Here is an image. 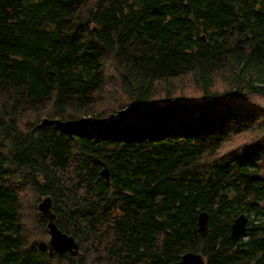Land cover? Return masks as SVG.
Masks as SVG:
<instances>
[{
	"label": "trees",
	"instance_id": "1",
	"mask_svg": "<svg viewBox=\"0 0 264 264\" xmlns=\"http://www.w3.org/2000/svg\"><path fill=\"white\" fill-rule=\"evenodd\" d=\"M46 196L75 256L49 243ZM187 251L264 264V0H0V264Z\"/></svg>",
	"mask_w": 264,
	"mask_h": 264
},
{
	"label": "water",
	"instance_id": "2",
	"mask_svg": "<svg viewBox=\"0 0 264 264\" xmlns=\"http://www.w3.org/2000/svg\"><path fill=\"white\" fill-rule=\"evenodd\" d=\"M92 163H103L96 156L90 157ZM100 175L106 180L109 179V170L104 167L99 171ZM40 212L48 218L47 229L49 232V243L55 251L58 253L68 252L75 256L78 253V244L75 242L72 235H68L62 232L54 222V213L51 211V199L49 196L44 197L38 204ZM247 216L244 213H240L234 218L231 223L230 238L233 241H237L239 237L244 233L247 225ZM209 215L206 211H201L197 219V230L201 235L208 232ZM181 259L183 264H204L202 255L195 251L185 252Z\"/></svg>",
	"mask_w": 264,
	"mask_h": 264
},
{
	"label": "rangeland",
	"instance_id": "3",
	"mask_svg": "<svg viewBox=\"0 0 264 264\" xmlns=\"http://www.w3.org/2000/svg\"><path fill=\"white\" fill-rule=\"evenodd\" d=\"M108 61L109 62H111V59H108ZM186 91H189V92H193V90L192 89H187ZM115 93H118V94H120V92H115ZM104 94V93H103ZM115 97V95L113 96V98ZM108 102H112V101H109L108 100ZM92 108H91V111L92 112H94V113H100L103 109H104V107H103V102L100 100V97L99 96H97V95H95V96H93V99H92ZM103 107V108H102ZM32 114V118H31V120L30 119H28V120H26L25 121V123L24 124H22V126L23 125H29L31 122H33L32 120L35 118V116H34V112H29L28 114ZM93 116V115H92ZM28 117H29V115H28ZM101 117H105V113L103 112V113H101ZM90 117H84V119L87 121L88 119H89ZM83 119V120H84ZM246 135L247 134H244V135H239V136H236L235 138H233L230 142L232 143L231 145H230V147H234V146H237V142H240L241 141V139H243L244 137H246ZM27 199H29V198H32V202L34 203L35 202V199H36V195L34 194V192L33 191H31V190H29L28 191V193L26 194V196H25ZM44 197H42L41 199H43ZM41 199L39 200V202L41 201ZM28 227H31V226H29L28 225ZM32 228V227H31ZM32 229H34V228H32ZM108 245H109V240H108ZM82 247H84L83 245H82ZM82 247H81V249H82ZM80 249V250H81ZM188 252V251H187ZM100 253V252H99ZM112 255H109L108 254V256H107V254H105L104 252H101V257L103 258V262H105V260L106 259H108V261H110V263H112V264H119V262H117L115 259H114V257H111ZM87 258H90V257H88V256H86ZM204 259V258H203Z\"/></svg>",
	"mask_w": 264,
	"mask_h": 264
},
{
	"label": "bare ground",
	"instance_id": "4",
	"mask_svg": "<svg viewBox=\"0 0 264 264\" xmlns=\"http://www.w3.org/2000/svg\"><path fill=\"white\" fill-rule=\"evenodd\" d=\"M91 156H96L99 160H101L97 155H95V154H89L88 155V157H89V159H90V157ZM90 161H91V159H90ZM102 161V160H101ZM103 162V161H102ZM91 163H92V161H91ZM92 164H99V165H101L102 166V168L104 167V165L107 167V165L103 162V163H92ZM101 168V169H102ZM100 169V170H101ZM100 174V173H99ZM47 197V196H46ZM42 200V199H41ZM41 202V201H40ZM39 202V203H40ZM38 203V204H39ZM38 210H39V208H38ZM40 211V210H39ZM42 214V213H41ZM43 215V214H42ZM44 216V215H43ZM45 217V216H44ZM89 217V216H88ZM45 218H47V217H45ZM81 218V217H80ZM248 218V217H247ZM48 219V218H47ZM84 219V218H83ZM247 222H248V220H247ZM247 226V225H246ZM246 230V229H245ZM229 238H230V233H229ZM231 239V238H230ZM232 240V239H231ZM233 241V240H232ZM234 242H236V241H234ZM172 264H183V261H182V259L180 258L178 261H175V262H173Z\"/></svg>",
	"mask_w": 264,
	"mask_h": 264
}]
</instances>
